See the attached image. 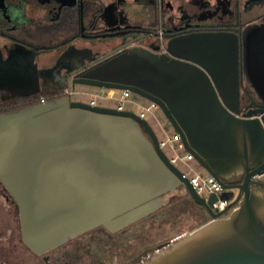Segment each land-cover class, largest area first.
Returning <instances> with one entry per match:
<instances>
[{
  "label": "water",
  "instance_id": "obj_1",
  "mask_svg": "<svg viewBox=\"0 0 264 264\" xmlns=\"http://www.w3.org/2000/svg\"><path fill=\"white\" fill-rule=\"evenodd\" d=\"M238 32L172 36L161 53L127 47L72 81L155 103L218 182L220 198L232 199L221 211L212 209L214 194L199 196L169 163L132 111L63 95L0 114V183L32 252L97 226L120 230L156 212L165 194L184 190L211 219L140 264H264V191L250 188L264 175V110L239 117L242 74L264 101V22ZM238 176L240 183H228Z\"/></svg>",
  "mask_w": 264,
  "mask_h": 264
},
{
  "label": "flooded vegetation",
  "instance_id": "obj_2",
  "mask_svg": "<svg viewBox=\"0 0 264 264\" xmlns=\"http://www.w3.org/2000/svg\"><path fill=\"white\" fill-rule=\"evenodd\" d=\"M220 1L223 4L225 0ZM142 5L135 7L130 0H0V114L63 95L70 98L68 91L78 85L72 81L84 70L127 47L161 53L172 36L208 30L239 33L247 25L264 22V0L238 2L231 21L216 26H180L171 16L164 26L158 19L161 11L160 15L158 11L143 13L146 7ZM241 78L244 89L239 95V117L264 110V101L243 74ZM262 176L253 179L251 189L264 191ZM235 178L242 180L241 176L233 177L228 183L236 184L232 182ZM164 197L167 203L156 212L127 227L111 232L97 226L36 254L23 243L18 207L0 183V264H140L177 239L164 241L159 237L148 246H141L143 236L133 241L129 232L149 216L188 200L201 208L207 221L211 219L184 190ZM174 197L177 199L171 203Z\"/></svg>",
  "mask_w": 264,
  "mask_h": 264
},
{
  "label": "rangeland",
  "instance_id": "obj_3",
  "mask_svg": "<svg viewBox=\"0 0 264 264\" xmlns=\"http://www.w3.org/2000/svg\"><path fill=\"white\" fill-rule=\"evenodd\" d=\"M130 1L135 7L138 3H143L142 7H146L143 9V13L146 11L151 14L152 12L158 11L159 14L161 11L162 14H160L162 18L158 19L164 26L169 23V16L173 18L176 25L180 26H216L231 21V17L235 15L236 9L238 8V2L240 4L242 0H225L223 4L220 0H195L197 2H194V0ZM247 15L248 14H245L244 18H246ZM108 90L107 88L101 87L75 85L70 94V100L88 103L91 99H95L97 105L110 108H115L118 104H122L124 108H129L135 113L141 109V106H147L149 104L148 100L133 93H130L127 99L137 104H131L129 101L122 102L119 99L120 92L118 90H113L114 95L112 98H104L109 93ZM94 95H98L99 97H94ZM145 120L153 133H157L163 128L169 135L173 134L172 127L158 107L151 109L150 112H145ZM164 152L167 156L173 154L167 149H164ZM175 165L179 171L189 175H192L193 172H201L203 175H206L195 160H189L186 163L177 162ZM261 178L264 179V175ZM235 193L236 191H234V194ZM231 200L232 199L228 200V202ZM206 220L207 217L201 210L184 200L175 206L172 205L161 209L151 217L149 216L142 224L129 232V237L133 236V241L137 242L140 241L138 239L143 236L144 242L142 241L143 243H141V246H146V244L148 246L154 243L159 237L160 240L164 239V241L179 238L196 229ZM134 238L136 239L134 240Z\"/></svg>",
  "mask_w": 264,
  "mask_h": 264
},
{
  "label": "built area",
  "instance_id": "obj_4",
  "mask_svg": "<svg viewBox=\"0 0 264 264\" xmlns=\"http://www.w3.org/2000/svg\"><path fill=\"white\" fill-rule=\"evenodd\" d=\"M109 93L104 98H112L114 95V91L112 89L108 90ZM120 92L119 99L123 101H129L131 104H137L136 102L127 99L129 94L131 93L128 90H118ZM72 91H68V94H71ZM98 95H94V97ZM149 104L147 106H141V109L135 113L138 115V117L145 119V112H150L151 109L157 108V105L151 101H149ZM91 106L97 105L95 99H91L88 102ZM115 109L117 110H128L132 111L129 108H124L122 104H118ZM133 112V111H132ZM156 137V141L158 143V146L160 150L163 152V154L166 156L167 160L170 164L174 165L176 167L177 162L186 163L189 160H194L192 155L188 153L181 142V139L179 135L173 130V134L169 135L165 129H161L159 132L154 133ZM164 149L170 150L173 154L170 156H167L164 152ZM183 151V153H182ZM202 170L206 173V175H203L201 172L195 173L193 172L192 175H189L187 173H184L180 171L182 177L186 178L192 188L196 191V193L207 199L210 195L214 194L217 199L212 204V209L215 212L223 210L226 205L229 203L227 199L220 198V195L222 193V189L218 182L210 176L203 168Z\"/></svg>",
  "mask_w": 264,
  "mask_h": 264
},
{
  "label": "trees",
  "instance_id": "obj_5",
  "mask_svg": "<svg viewBox=\"0 0 264 264\" xmlns=\"http://www.w3.org/2000/svg\"><path fill=\"white\" fill-rule=\"evenodd\" d=\"M240 178L238 179V178H235V180L234 181H232L233 183H239L240 182ZM177 198L176 197H174L172 200H171V203H174L175 202V200H176ZM184 201V200H183ZM185 201H187L189 204H192V203H190L188 200H185ZM175 205H177V204H175ZM175 205H173V206H175ZM193 205V204H192ZM193 206H195V205H193ZM196 208H198L199 210H201V208H199V207H197V206H195ZM207 217V219H209L208 218V216H206ZM207 221V220H206ZM205 223V222H204ZM203 224V223H202Z\"/></svg>",
  "mask_w": 264,
  "mask_h": 264
}]
</instances>
